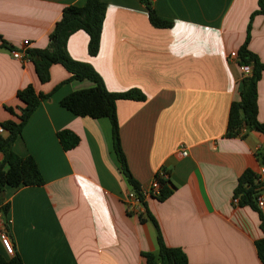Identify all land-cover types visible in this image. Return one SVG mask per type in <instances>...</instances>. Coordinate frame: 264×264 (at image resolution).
I'll list each match as a JSON object with an SVG mask.
<instances>
[{"label":"crops","instance_id":"1","mask_svg":"<svg viewBox=\"0 0 264 264\" xmlns=\"http://www.w3.org/2000/svg\"><path fill=\"white\" fill-rule=\"evenodd\" d=\"M105 1L99 53L89 55L83 30L70 36L68 51L93 65L110 91L145 94L144 101L117 102L128 167L142 190L160 168L176 189L164 201L150 194L128 207L132 187L121 172L109 118L81 117L60 103L94 83L67 81L61 64L42 83L32 60L12 54L46 48L63 8L84 0H0V121L17 120L5 106H22L17 92L28 84L52 93L13 146L20 156L35 157L44 184L6 188L10 211L7 223L0 212V232L24 264H146L143 253L158 251L154 218L189 264H263L256 248L264 235L259 213L235 203L234 190L246 169L259 171L264 134L227 135L244 76L231 54L250 22L248 47L264 63V14L251 19L259 0H151L160 16L174 21L170 28L154 27L140 0ZM258 118L264 122V71ZM65 129L78 137L68 150L58 138ZM0 254L8 256L1 239Z\"/></svg>","mask_w":264,"mask_h":264},{"label":"trees","instance_id":"2","mask_svg":"<svg viewBox=\"0 0 264 264\" xmlns=\"http://www.w3.org/2000/svg\"><path fill=\"white\" fill-rule=\"evenodd\" d=\"M148 10L151 24L156 28H170L174 21L160 16L152 5L151 0H140ZM259 8L251 16L264 14V0L258 1ZM107 3L105 0H84L82 4H69L63 8L61 18L56 22L49 35V44L43 49H26L25 54L34 62L35 71L42 83L51 78V67L54 64L63 65L69 72L67 81L90 80L94 86L80 89L64 96L60 103L63 107L81 117L94 119L107 117L111 122L113 148L120 163V169L127 182L131 185L140 200L144 194L141 184L131 173L126 155L122 148L120 129L117 117L118 100L144 101L145 94L132 88L126 91H110L100 73L88 62L74 59L68 51V39L70 36L83 30L88 34L87 50L90 56H96L100 51V43L104 19L106 16ZM251 39V22L248 25L247 35L244 43L238 50V63L241 66H251V72L243 76L240 87V99L234 101L230 108L227 135L244 136L243 129H255L264 134V122L258 118V83L263 75L264 63L259 56L248 47ZM2 44L10 49L14 46L2 40ZM52 93L38 92L32 84L18 90L17 97L22 106L14 108L6 105L5 108L17 117V120L0 121V212L8 222L10 205L5 201L4 192L7 187H21L44 184V177L34 156H20L13 148L16 139L22 135L23 128L28 119L38 107L40 102L51 96ZM18 109V110H17ZM58 138L65 150L74 147L78 143V137L70 130L58 132ZM260 165H264V149L257 152ZM166 170V169H165ZM166 173H168L166 171ZM161 184L158 194L152 196L161 201L166 200L176 189L169 177L156 175ZM264 192V176L259 171L246 169L238 179L234 190V198H238V205L250 206L258 211L261 220V229L264 234V213L257 199ZM158 228L157 252H144L146 264H189L187 253L181 247L169 246L159 228L157 221L153 218ZM257 253L264 264V235L256 241ZM0 254V264H24L21 255L17 252L10 255Z\"/></svg>","mask_w":264,"mask_h":264},{"label":"built area","instance_id":"3","mask_svg":"<svg viewBox=\"0 0 264 264\" xmlns=\"http://www.w3.org/2000/svg\"><path fill=\"white\" fill-rule=\"evenodd\" d=\"M152 1H154V0H152ZM24 43H25V45H28L29 41L26 40V41H24ZM12 54H13V56L15 58L21 59L23 61L29 60V58L26 57L25 50L24 51H13ZM231 55L233 57H235V58H238V53L237 52H233ZM241 69L243 71L244 76L248 75L251 72V66H249V65L241 66ZM2 131H3V128L0 127V132H2ZM182 154L186 155L187 151L183 150ZM157 174H158V176L163 177V178H166L168 176V173H166V170L164 168H160V170L156 173V175ZM259 174L262 177L264 176V165L260 166ZM156 175L152 179L149 189L143 190V194L144 195H150V194L151 195L152 194L155 195V194L159 193L161 184H160L159 179H158V177ZM133 201L139 202V197L137 196V194H136V192L134 190H131L127 194L128 207L132 206ZM234 202L238 203V198H234ZM257 203H258L260 208H264V192H262L258 196ZM0 239H1L2 245H3L6 253L10 254V255L14 254V245H13L9 235L6 233V231H1L0 232Z\"/></svg>","mask_w":264,"mask_h":264}]
</instances>
